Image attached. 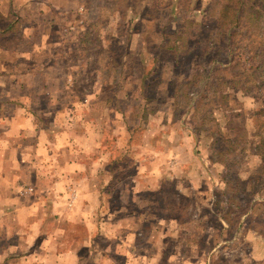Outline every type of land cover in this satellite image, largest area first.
Masks as SVG:
<instances>
[{
  "label": "rangeland",
  "instance_id": "rangeland-1",
  "mask_svg": "<svg viewBox=\"0 0 264 264\" xmlns=\"http://www.w3.org/2000/svg\"><path fill=\"white\" fill-rule=\"evenodd\" d=\"M74 1L75 56L47 47L60 77L41 84L17 69L21 96L4 88L0 113L16 101L87 121L120 220L104 238L114 264H264V0ZM21 33L14 51L28 48ZM51 85L70 93L47 105Z\"/></svg>",
  "mask_w": 264,
  "mask_h": 264
},
{
  "label": "crops",
  "instance_id": "crops-1",
  "mask_svg": "<svg viewBox=\"0 0 264 264\" xmlns=\"http://www.w3.org/2000/svg\"><path fill=\"white\" fill-rule=\"evenodd\" d=\"M77 8L74 0H0V40L6 42L0 44V93L9 88L4 98L21 96L12 77L17 69L35 71L43 80L40 84L45 77H60L48 67L51 58L44 50L59 44L65 58L75 56L74 44L63 31L73 29L69 18ZM58 10L61 19L54 14ZM14 31L22 32L28 48L14 51L9 46ZM68 89L47 88V105L65 97ZM16 101L10 103L11 114L0 113V264H114L106 255L104 238H113L111 227L120 220L104 209L102 189L110 173L96 134L76 114L60 115L58 110L35 116ZM66 106L74 105L68 101ZM24 185L34 186V193L22 195ZM96 236L103 242L100 247ZM94 253L104 254V263H91Z\"/></svg>",
  "mask_w": 264,
  "mask_h": 264
},
{
  "label": "trees",
  "instance_id": "trees-1",
  "mask_svg": "<svg viewBox=\"0 0 264 264\" xmlns=\"http://www.w3.org/2000/svg\"><path fill=\"white\" fill-rule=\"evenodd\" d=\"M225 11H224V16H226V17H229L230 19H229V21L230 22H233V20H236L235 18H234V16H236L235 15V13L233 14V13H231L229 10H230V6L229 5H227V6H225Z\"/></svg>",
  "mask_w": 264,
  "mask_h": 264
}]
</instances>
